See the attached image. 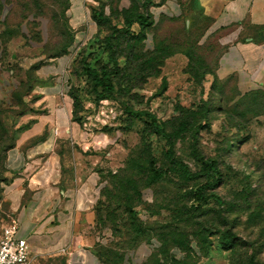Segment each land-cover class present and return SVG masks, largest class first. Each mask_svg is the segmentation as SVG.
Returning a JSON list of instances; mask_svg holds the SVG:
<instances>
[{
    "label": "rangeland",
    "instance_id": "1",
    "mask_svg": "<svg viewBox=\"0 0 264 264\" xmlns=\"http://www.w3.org/2000/svg\"><path fill=\"white\" fill-rule=\"evenodd\" d=\"M69 3L0 0V34L11 41L0 59L2 121L10 138L21 122L19 114L41 105L33 94L10 106L12 90L18 87V94H24L33 85V65L45 62L64 42L63 13L68 16ZM132 3L114 1L117 11ZM171 4L175 8L168 6L166 12L150 8L153 25L141 36L116 39L121 65L128 60L132 68L151 66L121 74L117 100L101 99L84 70L109 64L102 38L106 30L97 40L80 43L69 65L72 117L83 135L76 147L88 155L86 166L95 183L93 233L100 263L249 264L254 256L264 264V86L244 91L237 76H220L221 49L209 43L211 37L201 39L207 29L187 28L188 4ZM110 15L116 22L118 13ZM158 64L159 75L146 76ZM126 107L154 113L173 134L177 156L193 172L199 170L194 146L218 162L215 191L222 206L195 202L203 178L190 179L169 168L167 176L151 180L150 164L169 166L165 140ZM8 182L0 168V235L13 217L5 194ZM227 230L236 239L224 244L220 237Z\"/></svg>",
    "mask_w": 264,
    "mask_h": 264
},
{
    "label": "crops",
    "instance_id": "2",
    "mask_svg": "<svg viewBox=\"0 0 264 264\" xmlns=\"http://www.w3.org/2000/svg\"><path fill=\"white\" fill-rule=\"evenodd\" d=\"M172 1L188 4V29L216 32L209 43L221 49L220 76H237L244 91L264 86V0ZM98 4L99 0H70L75 44L35 70L34 86L26 97L36 94L41 105L19 116L16 143L5 159V194L35 264H101L93 233L95 183L86 166L88 155L76 147L82 130L72 117L69 69L79 44L98 33L91 17ZM168 6L176 5L165 0L155 7L166 12ZM9 46L11 41L3 45L0 34L2 56Z\"/></svg>",
    "mask_w": 264,
    "mask_h": 264
},
{
    "label": "trees",
    "instance_id": "3",
    "mask_svg": "<svg viewBox=\"0 0 264 264\" xmlns=\"http://www.w3.org/2000/svg\"><path fill=\"white\" fill-rule=\"evenodd\" d=\"M115 0H99V4L96 7H92L91 9V17L98 25V33L95 36V40L100 37V30H106V34L104 35L103 42L108 48L109 54V64L108 65H101L97 68L86 67L85 74L90 78L92 85L95 90L99 92V96L101 99L105 98H112L117 100L119 95V83L117 79L121 74L130 73L134 71V69L138 70V72L147 71L151 69V66L136 64L135 67H129L128 60L125 61L123 65L120 64L117 51H116V39L120 35H132V36H141L143 31L153 25V21L150 15V8L152 6H159L164 3L165 0H160L156 2L155 0H133L132 7H122L121 9L118 8L114 4ZM118 0H116L117 2ZM70 6V3H69ZM69 6L66 10L69 9ZM107 7L110 8L111 13L115 12L118 13L117 21H114V15H110L107 13ZM63 31L61 32L62 38L64 42L58 44L56 46V51L51 53L45 62L38 63L33 65V70H37L41 65L45 64L46 62L61 57L68 53L71 46L74 43V29L71 27L69 23L68 16L63 13ZM216 32H211L210 29L207 30L202 34V38H210ZM94 39V38H93ZM1 42L3 45L6 46L8 41H6L3 36H1ZM3 57V56H2ZM130 59V56H129ZM162 65L158 64L155 65V71L153 73H149L146 76H156L160 73V67ZM141 78V76H138ZM35 75L31 76L32 84L34 82ZM144 81L147 80V77L142 79ZM34 85H32L24 94H18V87L12 90L11 93V102L10 106H16L14 103L15 99H25L28 93L32 90ZM137 86V85H135ZM72 91L70 93L71 97ZM22 97V98H21ZM39 97H36L38 99ZM3 105H0V168L1 171L6 172L5 167V159L8 150L15 146L16 140L15 135L10 138L9 131L4 125L2 121L3 115ZM128 113L132 117L145 119L146 122L152 127V129L159 135L162 136L165 140V149H164V157L168 162L169 166L165 168H160L154 164H150V177L153 182L160 180L161 178L167 176L169 173V168L178 169L180 170L186 177L190 179H197L203 178L204 182L198 185L197 189L194 191V199L195 202L199 205L206 204L209 201H215L219 206L223 205L222 198L216 193V185L220 180V170L218 162L213 158H206L204 155L200 153L198 148L194 146L192 156L196 160L199 166V170L193 172L192 169L189 167L187 163H185L182 159L177 156L176 153V144L175 138L173 134L168 132L165 127V124L158 119V117L149 110H133L130 107H126ZM30 111H36V109H29ZM28 110V111H29ZM27 112V111H26ZM21 112L19 116L24 114ZM74 120V119H73ZM236 239V235L231 233V231H225L221 234L220 240L224 244H229ZM98 255V252H97ZM98 258L101 262V258L98 255ZM249 264H259L256 262L255 257L251 256L249 260Z\"/></svg>",
    "mask_w": 264,
    "mask_h": 264
},
{
    "label": "built area",
    "instance_id": "4",
    "mask_svg": "<svg viewBox=\"0 0 264 264\" xmlns=\"http://www.w3.org/2000/svg\"><path fill=\"white\" fill-rule=\"evenodd\" d=\"M0 264H35L27 240L19 236V222L13 217L1 231Z\"/></svg>",
    "mask_w": 264,
    "mask_h": 264
}]
</instances>
